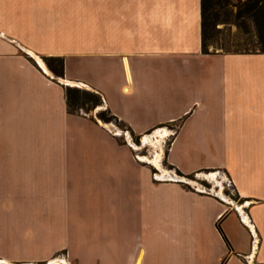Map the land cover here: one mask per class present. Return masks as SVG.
Segmentation results:
<instances>
[{"label": "crops", "instance_id": "1", "mask_svg": "<svg viewBox=\"0 0 264 264\" xmlns=\"http://www.w3.org/2000/svg\"><path fill=\"white\" fill-rule=\"evenodd\" d=\"M66 87L238 201L157 178ZM54 260L264 264V53H203L201 0H0V264Z\"/></svg>", "mask_w": 264, "mask_h": 264}, {"label": "rangeland", "instance_id": "2", "mask_svg": "<svg viewBox=\"0 0 264 264\" xmlns=\"http://www.w3.org/2000/svg\"><path fill=\"white\" fill-rule=\"evenodd\" d=\"M237 2H243V0H229V4L226 7L218 9L219 19L227 23L219 24L215 31L212 32L211 37L207 42V50L209 52H236L243 51L246 48L249 50H255V47L252 45L254 40L250 43L251 41L248 35L239 31L235 25V13L237 10L235 5ZM98 109H104V106L95 108L91 114L96 115ZM106 125L118 132L123 140L128 141L134 146L136 154L151 164L153 172H155L157 178L169 179L173 177L182 179L189 187L202 191H209L215 195L223 196L230 201H238V196L235 194L231 184L228 182L227 177L222 171H203L188 178L178 175L177 172L166 164L164 154L167 150L170 138L165 136L161 144H157L155 139L158 135L157 132L166 130V127L157 128L144 136L136 138L126 127L119 123L111 122L106 123ZM149 140H152V142ZM156 160H159V162ZM54 263L69 264L63 260H54Z\"/></svg>", "mask_w": 264, "mask_h": 264}, {"label": "trees", "instance_id": "3", "mask_svg": "<svg viewBox=\"0 0 264 264\" xmlns=\"http://www.w3.org/2000/svg\"><path fill=\"white\" fill-rule=\"evenodd\" d=\"M229 0H201V31H202V51L209 53L207 50V42L215 31L218 23H227L219 19L218 9L226 7ZM237 10L235 13V25L239 31L247 34L250 38V43L255 47V50L245 49L232 53H264V0H243L235 5ZM46 66L54 75L55 78L63 77L64 60L62 57H44ZM66 105L71 114L82 113L90 115L91 112L98 107L103 106V100L100 94L94 91L81 90L78 88H65ZM91 116V115H90ZM96 118L102 123H119L126 127L129 132L134 135L130 128L119 121L109 109H100ZM149 133V132H148ZM171 168V166H169ZM208 171V170H207ZM178 175L182 176L179 172ZM185 176V177H191ZM227 243L225 237L222 235Z\"/></svg>", "mask_w": 264, "mask_h": 264}, {"label": "water", "instance_id": "4", "mask_svg": "<svg viewBox=\"0 0 264 264\" xmlns=\"http://www.w3.org/2000/svg\"><path fill=\"white\" fill-rule=\"evenodd\" d=\"M115 132H116V131H115ZM169 179H170V180H171V179H175V180H178V178H173V177H172V178H169Z\"/></svg>", "mask_w": 264, "mask_h": 264}, {"label": "bare ground", "instance_id": "5", "mask_svg": "<svg viewBox=\"0 0 264 264\" xmlns=\"http://www.w3.org/2000/svg\"><path fill=\"white\" fill-rule=\"evenodd\" d=\"M51 264H55L54 262H52Z\"/></svg>", "mask_w": 264, "mask_h": 264}]
</instances>
